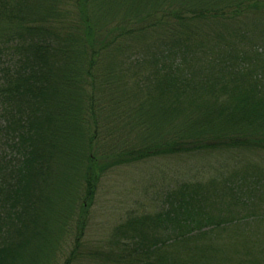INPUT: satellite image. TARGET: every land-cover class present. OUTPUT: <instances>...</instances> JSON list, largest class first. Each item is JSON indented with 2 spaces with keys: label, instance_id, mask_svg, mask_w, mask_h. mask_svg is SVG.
Returning a JSON list of instances; mask_svg holds the SVG:
<instances>
[{
  "label": "trees",
  "instance_id": "trees-1",
  "mask_svg": "<svg viewBox=\"0 0 264 264\" xmlns=\"http://www.w3.org/2000/svg\"><path fill=\"white\" fill-rule=\"evenodd\" d=\"M178 158L90 239L109 172ZM0 264H264V0H0Z\"/></svg>",
  "mask_w": 264,
  "mask_h": 264
},
{
  "label": "rangeland",
  "instance_id": "rangeland-1",
  "mask_svg": "<svg viewBox=\"0 0 264 264\" xmlns=\"http://www.w3.org/2000/svg\"><path fill=\"white\" fill-rule=\"evenodd\" d=\"M184 164L185 160L180 158L158 159L109 172L92 208L90 239L94 242L102 239L127 211L147 204L152 194L171 185L177 172L186 168Z\"/></svg>",
  "mask_w": 264,
  "mask_h": 264
}]
</instances>
